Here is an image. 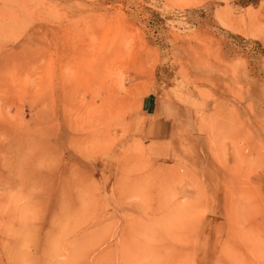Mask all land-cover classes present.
Segmentation results:
<instances>
[{
  "label": "rangeland",
  "instance_id": "374dc122",
  "mask_svg": "<svg viewBox=\"0 0 264 264\" xmlns=\"http://www.w3.org/2000/svg\"><path fill=\"white\" fill-rule=\"evenodd\" d=\"M45 261L264 264V0H0V264Z\"/></svg>",
  "mask_w": 264,
  "mask_h": 264
},
{
  "label": "bare ground",
  "instance_id": "6f19581e",
  "mask_svg": "<svg viewBox=\"0 0 264 264\" xmlns=\"http://www.w3.org/2000/svg\"><path fill=\"white\" fill-rule=\"evenodd\" d=\"M79 249H80V248H79ZM81 250H82V249H81ZM81 250L78 251V248H77V250L75 249V250H74L75 255H76V251H78V253H79V252H81ZM49 254H50V253H49ZM50 255H51V257H52V254H50ZM53 255H54V254H53ZM79 255H80V254H79ZM81 255H82V253H81ZM76 256H78V255H76ZM104 256H106V254H104ZM80 257H81V256H80ZM82 257H83V256H82ZM82 257H81V258H82ZM101 257H102V256H101ZM112 258H113V257H112ZM70 259H72V258H70ZM73 259H74V258H73ZM13 260H14V259H13ZM75 260H76V259H75ZM109 260H110V259H109ZM117 260H119V259H117ZM47 261H48V259H47ZM76 261H77V260H76ZM131 261H132V259H131ZM16 262H17V261H16ZM45 262H46V261H45ZM69 262L72 263V261H69ZM119 262H120V261H119ZM46 263L48 264V262H46ZM73 263H74V262H73ZM73 263H72V264H73ZM111 263H112V262H111ZM128 263H129V262H128ZM113 264H114V263H113ZM120 264H121V263H120ZM139 264H141V263H139Z\"/></svg>",
  "mask_w": 264,
  "mask_h": 264
}]
</instances>
